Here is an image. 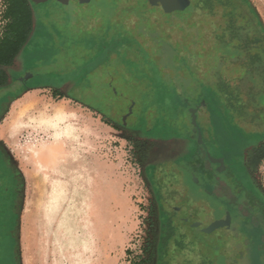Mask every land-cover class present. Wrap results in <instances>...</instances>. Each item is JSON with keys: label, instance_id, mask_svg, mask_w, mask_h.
Instances as JSON below:
<instances>
[{"label": "rangeland", "instance_id": "rangeland-1", "mask_svg": "<svg viewBox=\"0 0 264 264\" xmlns=\"http://www.w3.org/2000/svg\"><path fill=\"white\" fill-rule=\"evenodd\" d=\"M115 1L112 15H108L102 8L112 0H27L35 26L41 20L52 40L35 37L34 43L40 46L30 45L21 52L14 65L17 71L10 73L15 78L12 86L0 88V147L21 175L15 210L10 200L0 197V242L6 237L14 240L16 264H61V257L76 249L85 250L84 256L93 264H133L140 259L158 264L156 247L166 226L172 224L175 238L165 257L169 264H264V248L254 252L257 222L240 211L248 208L244 187L251 185L264 198L263 95L250 103L242 117L228 106L219 109L204 99L199 104L192 102L189 108L183 104V93L198 97L202 84L217 88L214 69L220 51L215 32L223 23L222 10L215 15L184 13L191 0ZM250 2L263 25L262 32L251 22L250 33L260 37L264 35V0ZM7 6L6 0H0V40L9 24ZM67 14L73 21L64 26ZM142 26L145 29L139 31ZM51 27H57L59 34ZM152 31L159 34L162 45ZM106 33L108 45L104 48L114 45L118 36L127 41L118 50L109 46L114 52L103 62V52L97 46ZM63 37L75 38V42L63 45ZM134 39L147 47L148 58L139 54ZM41 46L52 49L50 55L56 52L49 65L42 64L44 56L39 60L42 57L34 53ZM185 60L191 70L181 67ZM153 62L159 65L163 88L173 92L178 104L175 113L163 103V98L169 97L157 90ZM58 70L71 76L60 86L26 94L16 90L18 78L31 86L54 84L57 79L52 74ZM221 71L222 80L231 89L241 85L246 90L249 83L240 78L239 65L228 63ZM241 95L247 103L246 92ZM206 96L212 101L211 92ZM27 97L46 109L65 105L78 116L86 134L80 139L82 154H77L83 162L70 173L81 181L71 180L62 187L37 159L41 146L53 142L49 113L38 124L30 120L14 134L5 132L13 120V109ZM193 115L205 143L201 148L213 157L229 155L234 148L230 143L233 126L257 133L256 143L248 142L245 147L249 148L244 154L247 179L239 185L237 180L222 176L228 183L223 196L217 186L215 193L220 196L211 191L214 180L206 174L211 162L198 147ZM171 155L179 160L174 161ZM231 196L241 205L229 200ZM62 238L68 243H60ZM176 241L187 248L177 249ZM4 245L8 251L7 243ZM63 264H69L67 259Z\"/></svg>", "mask_w": 264, "mask_h": 264}, {"label": "trees", "instance_id": "trees-1", "mask_svg": "<svg viewBox=\"0 0 264 264\" xmlns=\"http://www.w3.org/2000/svg\"><path fill=\"white\" fill-rule=\"evenodd\" d=\"M6 2L8 5L6 17H8L9 19V24L7 26L5 36L2 40H0V68L11 66L14 62V59L19 54H21V52L25 48H27V46L36 44L34 43L35 37L43 36L46 42H49L48 39L52 40L51 34L46 33V26L41 22V20L38 21L37 26H35L34 11L27 3V0H6ZM115 2V0H112L111 3H109L108 5L106 4L107 6L102 8L103 11L105 10V8L107 9L104 11V13L112 15L116 4ZM219 9H221L223 12V23L215 32L216 46L220 51L219 64L214 69V76L219 79L217 88H209L208 85L202 84V93L198 95V97H193V95L191 96L188 92H185L183 93V96L185 97L183 104L186 106V108H189L192 102L199 104L204 99L207 102H213V104H215L214 106L219 109L222 108L226 110V107L228 106L233 111L232 113H238V116L242 117L248 113L249 107L251 105L250 103H255V100L259 97V95H264V35L262 34L260 35V37L256 35L252 36L250 33L251 27H249L250 23L252 22L255 23L258 29L261 30V27H263V25L259 13L252 5L250 0H191L190 4H188L187 6V10L184 13L193 14L194 12L199 11L208 15H215L217 10ZM64 19V26H68L73 21L72 17L69 14H67V17ZM108 22L110 23V19L108 20ZM51 28H53V32H58L59 34L60 30L56 29L57 27ZM140 28L141 29L139 31L145 29L144 26ZM109 29L110 27H108V30ZM25 31H27V36H25L24 40L19 43V39L21 38L22 34L25 33ZM152 34L153 36H155L154 38L158 40V44L162 45L163 43L159 41V34L155 31H152ZM31 35H34V37L32 38ZM30 37L31 39L28 42ZM106 38L107 33L100 37V41L97 46L100 53L103 52L104 54H101V56H103L101 57V60L103 62H106L110 57V54L114 52V49L118 50V46H120V44L126 40H121V37L118 36L116 41H114V45L113 43L109 44V46L115 47L112 50L109 49V46L108 49L106 47H103V45H106L108 43L106 41ZM62 39H64L62 41L63 45L75 42V38L68 39L66 37H63ZM133 42L136 44L138 52L143 58H148L150 56V52L148 51L147 47H145L139 40L134 39ZM38 46L40 45L36 44V47ZM51 50L52 49H48L46 46H41L39 49L36 48L34 53L36 54V56L42 57L39 58V60L43 59L44 56L46 61L42 62V64L49 65L50 61L52 60V56H54V54L56 53L53 52L52 55H50L48 52ZM46 54L50 56H47ZM228 63H235L239 65L242 72L240 78L246 79L249 83V85L246 86V90H244L245 87L242 88L241 85L233 90L229 85H227L225 80H222L224 79V77L221 71V66H226ZM180 65L184 69H192L190 63L186 60L182 61ZM152 69L156 72L155 82L159 85V87L157 85L158 92L160 90L161 93L164 92V94L169 97L168 100L163 98V103H166L167 107L171 110L173 109L175 113L177 111L178 104L172 96L173 92L164 89L162 86L163 84L161 82V77L159 74V65L156 62H153ZM58 71V73L53 74L56 77L55 79H57V82H55L54 85L49 87L41 86L38 87V89L57 87V85L60 86L65 81L70 79L71 76L64 74L63 70ZM3 74H5V72L0 69V88H2L6 82ZM89 74L90 73L87 71L86 75L88 76ZM192 75L194 79H197L196 73L193 72ZM139 78H142V76L139 75ZM205 91L212 93V101L209 96H206ZM242 92H246V94L248 95L247 103H243L242 101ZM70 98L74 99L71 96ZM161 111L162 106L158 108L157 112L160 113ZM142 119L143 122H146V119L144 117ZM163 123L164 122L162 121V124ZM158 125H160V123H158ZM166 125L168 127H171L170 123H166ZM233 127L235 129L233 133L235 135H238V138H240L241 141L243 139H246L244 138V135L240 128L238 129L237 126ZM237 143L238 141L234 142L235 145ZM198 147H201V145L198 144ZM205 158L207 159V156H205ZM247 195L248 198L245 199L246 203L248 204V208H246V210L244 211L240 209V211L242 213L246 212L249 216V220L257 222V225L254 228V252H260V249L264 248V198L262 197V195H259L255 192H250ZM231 200L235 202L237 199L233 197L231 198ZM240 205V200H237L236 206ZM2 227L3 226L1 225V235L3 232ZM174 238L175 230L172 227V224H170L166 226L165 235L160 239L159 244L156 247L159 256L158 264H169L168 261L165 260V257L170 252L172 244L171 242ZM1 240L2 241L0 242V244L2 243V245L0 250V264H16L17 261L15 253L12 252L15 247L14 240L9 239L8 237H6V240H4L3 238ZM5 243H7L8 245V251L7 249H5ZM175 244L177 246V249L185 250L187 248V245H185L182 241H176ZM133 264H145V261L140 259L138 261H134Z\"/></svg>", "mask_w": 264, "mask_h": 264}, {"label": "bare ground", "instance_id": "bare-ground-1", "mask_svg": "<svg viewBox=\"0 0 264 264\" xmlns=\"http://www.w3.org/2000/svg\"><path fill=\"white\" fill-rule=\"evenodd\" d=\"M12 112L14 115L13 120L9 124L8 128L5 129V132L8 130L11 132L12 130L13 134L15 130L17 131L18 129L27 126V121L33 120L38 124L40 123V119L47 116L46 114L49 113L48 116L50 118V122H48V127L49 131L53 132L51 133L53 142L46 143L41 146V149L37 151L36 154L37 159L41 164L48 167L51 171V176L58 179L61 182L62 187L63 184L70 182L71 180H76L77 182L81 181L80 178H77L78 176H73V173H70L72 172V169H78V167L82 164L81 162H83L81 160L83 157L81 158L79 156L80 158H78L77 154H82L80 139L84 135L86 137V134L82 131L78 116L65 105L52 107L51 109L41 107L40 104L31 97H27L23 101L19 102ZM65 171H68L69 175H67ZM94 174L95 168H92L91 176H94ZM59 242L64 245L68 243L65 238L60 239ZM75 251L76 252H69L68 255L61 257V264H63V261H66V259L69 264H83L85 260L87 262H85V264H93L88 262L90 260L87 258L88 256H84L85 250L81 251L76 249Z\"/></svg>", "mask_w": 264, "mask_h": 264}, {"label": "flooded vegetation", "instance_id": "flooded-vegetation-1", "mask_svg": "<svg viewBox=\"0 0 264 264\" xmlns=\"http://www.w3.org/2000/svg\"><path fill=\"white\" fill-rule=\"evenodd\" d=\"M19 56L20 54L14 59V64L16 63ZM16 71L17 69L15 67L12 68L11 70L12 73ZM13 79L15 78L13 77ZM16 85H17L16 90L18 91L32 87L31 85H29L28 81L20 80V78H18L17 84H15V86ZM10 86H12V84H10ZM240 130L242 131L244 138L246 139H243L241 141L240 138H238V135H235L234 133H232L230 143L234 146V148L230 149L229 155L223 154V155L215 157L218 159H224L225 168L222 169L220 164L209 163L210 165L206 169V174L208 176H211V179L214 180L215 185L211 187V191L213 192V194L217 195V197L220 196V194L222 195L224 192V189H227L228 187V183L221 180L222 176L229 178V179L237 180V183H239V185L240 184L243 185L244 181L247 179L246 178L247 170H246V164L244 163V154H245V151H247L249 148L245 150L246 149L245 147L248 144V142L252 143V145L256 143L254 138H256L257 133L249 134L246 131L242 130L241 128ZM197 134H198V131H197ZM237 141L238 143L235 145L234 142H237ZM201 150H202V153H204L205 156H207V151L202 148ZM182 157L184 158L183 155ZM171 158L174 159V161L179 160L178 158L175 157V155H171ZM20 181H21V175L19 171L15 167H13L4 149L0 147V197L2 196L10 200L13 211L15 210V205L19 201V197H20V186H21ZM250 186L244 187L245 189H247V192H246L247 194H249L250 192H255L253 189H251ZM208 187L206 188L210 189V187L209 188ZM216 188L219 189L220 194L215 193V191H217ZM228 198L230 200L233 197L231 196ZM14 213H16V211Z\"/></svg>", "mask_w": 264, "mask_h": 264}, {"label": "water", "instance_id": "water-1", "mask_svg": "<svg viewBox=\"0 0 264 264\" xmlns=\"http://www.w3.org/2000/svg\"><path fill=\"white\" fill-rule=\"evenodd\" d=\"M261 101H262V104L264 105V95L261 97ZM192 123H193V126L198 131V140H199L198 142H199V144L205 145L204 140H203V135H202L201 129H200V127L198 125V122H197V116L196 115H193L192 116ZM207 158H208V160L211 163H213V164H220V166H221L222 169L225 168L224 159L215 158L210 153H207Z\"/></svg>", "mask_w": 264, "mask_h": 264}, {"label": "crops", "instance_id": "crops-1", "mask_svg": "<svg viewBox=\"0 0 264 264\" xmlns=\"http://www.w3.org/2000/svg\"><path fill=\"white\" fill-rule=\"evenodd\" d=\"M14 62L12 63V65L10 66V68L9 67H2V68H0V69H2L4 72H5V74H3L4 75V79H5V85L3 86V88L4 87H8V86H10V84L12 83V80H13V76H11L10 75V73H12L11 72V70H12V68H14ZM53 74H55V73H53ZM52 74V76L54 77L53 79H55L56 77H55V75H53ZM23 81H25V80H23ZM55 84V83H54ZM54 84H49V83H47V84H44V85H41V86H52V85H54ZM41 86H32V87H30V88H27V89H23L22 91L26 94V93H28V92H30V91H33V90H37L38 89V87H41ZM33 88H37V89H33ZM53 88V87H52ZM40 89V88H39Z\"/></svg>", "mask_w": 264, "mask_h": 264}]
</instances>
